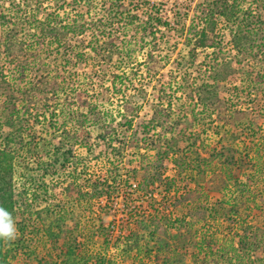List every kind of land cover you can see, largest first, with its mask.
Masks as SVG:
<instances>
[{
    "label": "rangeland",
    "instance_id": "rangeland-1",
    "mask_svg": "<svg viewBox=\"0 0 264 264\" xmlns=\"http://www.w3.org/2000/svg\"><path fill=\"white\" fill-rule=\"evenodd\" d=\"M11 1L0 0V7L6 9L5 15L8 14ZM21 1L26 0H16V3L22 4ZM76 1L78 0H67L68 5H64L63 8H59L54 1L49 3L44 1L42 12L43 14L58 12L60 17L70 19L78 11L84 20H90L100 16L99 10L102 9L105 0H91L86 4L80 1L83 6L75 5ZM128 1L130 0H124V6L131 10V3ZM201 1H168L165 11H169L170 14V30L166 26L157 25L153 32L158 43L153 55L162 68L149 76L146 74L144 62L147 47L154 39L152 36H146L142 40L143 35L137 33L135 29L128 32L122 30L124 33L120 34V41L117 43L123 52L121 55L114 54L108 65L94 56L89 49L83 50L86 55L85 63L74 65L72 57L80 50L78 47L84 45L88 48V41H95L91 34L84 35L81 39L70 38L73 53L42 36L30 37L33 43L44 46L43 68L57 70L66 78L65 83H57L59 87L56 88L55 94L39 98L29 97L31 94L25 98L21 93L23 90L31 91L30 88L36 84L34 83L36 72L29 71L24 78H20L15 65L10 63L4 54L0 55V73L3 74L12 92L8 95L4 86V90L0 88V147H3V136L12 133L3 122L10 113H13V106L20 118L26 120L18 142L16 141L12 172L13 189L17 200L13 216L17 235L12 241L5 240V247L13 264H146L153 256V242L148 232L138 233L141 237L138 250L132 252L126 250L125 243L137 228L129 219V214L140 219L142 214L157 213L167 221L166 226L170 230V238L163 233L160 237L167 243L173 241L175 232L171 229V221L175 217H182L185 209L182 203H177V207H174V202L186 189H193V184L178 180L175 190L168 192L163 182L158 183L148 190L154 199L150 200V196H146L147 194H143L136 187L137 182L142 181V166L150 165L151 173L161 172L163 177L170 178L176 175L171 158L160 161L153 150L147 151L141 146L136 148L123 143L143 139L145 135L154 137L165 134L160 128L152 129L151 123L157 110L168 111L174 117L173 121L186 112L188 118L181 127L186 128L187 133L191 131L196 136V146H203H198V149L204 157L205 152L222 146H231L246 153L249 151L250 155L256 147L264 152V139H254L256 147L251 150L250 142L243 134L248 133L244 118L264 110L262 98L253 92L247 76L251 71L258 75L264 74V55L259 52L256 54L257 51L252 57L237 54L225 24L221 26L219 24L217 28L221 33L219 48H195L196 51L194 50V54L191 55L193 34L190 35L188 29L198 24L199 4L203 3ZM257 12L264 21V10ZM182 13H186L183 33L175 22L179 18L177 16ZM147 15L144 12L140 13L139 22H146ZM39 18L41 19V15ZM23 19L27 20L28 16ZM112 19L118 27L119 17L113 16ZM10 27L0 19V50L3 49L1 43L3 38L22 37L25 32L19 29L16 34H11ZM188 40H191L190 44L187 43ZM254 42L258 44L264 41L259 35L255 36ZM140 43L143 48L137 50L139 49L137 47L141 46ZM123 46L133 49L131 59L127 57V51L123 50ZM24 59L29 60V57L25 56L22 60L25 61ZM224 63L235 71L219 85L226 105L218 113L225 117L232 114L228 111H244L246 115L234 123L228 117H226L228 121L218 119L217 111L211 112L210 115V111L205 110L200 102L205 96L202 94L200 97L201 86L212 73V67L217 69L218 64L225 66ZM102 66L106 71L104 73L100 70ZM218 73L215 71L214 75ZM77 96L81 102L96 105L94 107L97 108L100 119L85 114L88 107L82 105ZM127 100L139 107L131 130L119 125L123 105ZM77 112L85 115V119L83 118L85 134L77 132ZM112 119L116 132L110 137L113 148H108L98 136L105 130V123ZM172 134H176L175 131L167 133L166 136L171 138ZM189 143L190 140L178 141L177 156L189 154ZM68 146L73 147L72 156L66 167L60 168L54 161V153L58 147H61L64 153ZM215 167L221 168L219 165ZM263 178L264 173L262 177L253 178V190L248 196L247 193L241 195L235 189L237 180L246 184L244 175L228 183L227 198L224 201L235 204L240 197L247 201L245 198L247 196L248 208L241 213L230 209L229 220L218 223L210 221L208 237L213 235L219 237V242L211 254L218 252V245L236 241L237 227L241 220L264 231ZM103 179L110 187L111 196L92 198L93 184ZM217 199L218 196H209L208 204L212 206ZM42 209L64 214L67 238L70 247L76 253V260L70 262L64 260L61 242L51 241L41 232L40 220L36 213ZM178 251L186 256L185 264H203L202 258L211 255L207 248L199 252L192 248L184 251L179 247ZM194 257L198 258L196 263L193 261ZM217 262L212 261L210 264H222Z\"/></svg>",
    "mask_w": 264,
    "mask_h": 264
},
{
    "label": "trees",
    "instance_id": "trees-1",
    "mask_svg": "<svg viewBox=\"0 0 264 264\" xmlns=\"http://www.w3.org/2000/svg\"><path fill=\"white\" fill-rule=\"evenodd\" d=\"M44 1H54L59 8L68 5L67 0H26L21 1L22 4L16 3L12 0L9 3L8 14H4V7H0V19L6 24H9L11 34H16L19 29L23 33L22 37L6 36L2 40L3 49L0 50V55L4 54L10 63L16 67L18 77L24 78L25 74L29 71H35L34 86L31 91H21L23 97H38L43 95L55 94L58 88L57 83H65L66 78L60 72L50 67L46 69L43 64L42 55L44 54V46L30 41V37L42 36L54 42L58 47L74 51L73 45L69 43L70 38L81 39L84 35L91 34L95 37V41L89 40L87 47L84 45L79 51L73 54L72 59L74 65H83L85 63L86 55L84 49H89L94 56L99 57L105 64H109L114 57V54L121 55L123 51L119 47L120 34L124 31H131L135 29L138 33L143 35L142 40L146 36H152L156 30L157 25L170 27V14L165 11L168 1L171 0H130L131 7L124 6V0H105L103 7L100 9V16L84 20L83 15L78 11L74 17L68 19L67 17H60L58 12L43 14ZM80 1L85 4L91 0H78L74 4L81 5ZM127 2V4H128ZM199 4L198 24L189 27L188 32L193 34L191 55L194 54L195 48H208L216 49L220 46L221 33L218 32V25L225 24L230 33L231 43L237 54H245L254 56L262 53L264 55V42H254L255 36H261L264 41V21L257 11L264 10V0H202ZM249 3L248 6L245 4ZM1 6V5H0ZM253 6V7H251ZM127 8V9H126ZM179 10V8H177ZM144 12L147 15L146 22H139L140 13ZM174 12V11H173ZM30 13V15H28ZM43 14V16H42ZM185 14L178 15L176 19L177 28L183 33L185 32ZM24 20L23 18H26ZM41 15V19L39 16ZM118 16L120 22L116 27L113 16ZM30 16V17H29ZM139 22V23H138ZM170 30V29H169ZM9 32V34H10ZM147 47L146 59L144 62L146 74L149 76L155 74L161 69L160 62L157 61L153 55L154 49L158 48L157 40H153ZM189 40L187 43H191ZM47 44V43H46ZM79 44V43H77ZM141 44V43H140ZM42 46V47H40ZM127 46V45H126ZM126 50L127 57L131 59L133 49L123 46ZM137 50L143 48L138 46ZM189 51V52H190ZM196 51V50H195ZM73 53V52H72ZM29 57V60L23 61V57ZM264 57V56H263ZM69 60V59H68ZM264 60V59H263ZM67 62V61H66ZM262 62V61H260ZM264 62V61H263ZM218 64L217 69L212 67V73L208 76L207 80L201 86V93L205 94L200 99L201 105L205 110L211 112L217 111L218 119H226L228 117L231 122L241 120L246 113L244 111H228L231 115L221 116L218 113L222 107H225V99L221 96L219 85L221 82L230 77L234 69L228 67L224 63ZM104 73L105 68L102 66L100 69ZM219 72L218 75H214ZM214 72V73H213ZM221 72V73H220ZM253 72V73H252ZM248 80L251 89L262 98V105L264 107V74L258 75L254 71L248 73ZM99 79V76H97ZM0 73V88L10 95L11 88ZM4 86V88H3ZM80 103L87 108L86 113L93 118H99L97 108L89 102L83 101L77 96ZM138 105L127 100L123 105V113L121 115L120 126H126L127 130H131L133 119L138 114ZM170 110V109H169ZM15 113V114H14ZM82 112H77L76 127L77 132L84 133V118ZM84 118V119H83ZM174 118L165 110H157L154 113L152 121V129L160 128L165 134L156 135L151 137L145 135L143 139H133L127 142L128 146L136 148H146L147 151H155L159 156L160 161L171 158L172 164L175 167L176 175L170 178L163 177L161 172L151 173V166H142L143 175L142 181L137 182L136 187L143 193L150 196V200H154L152 195L149 194L151 186H157L161 182L166 185V191H174L176 184L179 181H186V183L193 184V189H186L178 199L174 202V207L177 203L184 204V215L182 217H175L172 222V230L175 232L173 241L167 243L160 235L163 233L170 238L169 229L166 226L167 221L160 217L157 213L142 214L140 219L133 218L129 214V219L135 223L136 229L131 233L127 239L125 246L127 251H136L140 248L139 232L149 233V237L153 242V256L151 261L146 264H185L186 256L178 251L180 247L182 250L197 249L202 251L207 248L211 251L218 243V235L208 237L207 233L211 228L210 221L218 223L228 219L230 209L235 212H244L246 203L248 202L247 196L252 193V181L255 176H263L264 173V152L256 147V141L264 139V110H259L253 113L252 116L244 118L248 133L245 137L249 140L251 150L254 149L250 155L249 151L241 152L231 146L214 147L210 152H205V156L200 153V149L196 146V136L186 128H182L184 120L187 117L186 112L181 116ZM26 122L20 118L19 113L14 110L3 122L12 130V133L4 135L2 139L3 147H0V207L5 208L13 217L16 211L17 200L13 189V162L15 159L16 141L22 133V126ZM113 119L105 123V130L98 136L99 140L108 146L112 147V138L116 128L113 126ZM150 128V127H148ZM147 128V129H148ZM171 138L166 134L174 132ZM85 134V133H84ZM190 140V152L187 156H177L179 153L178 141L186 142ZM142 141V143H141ZM20 142V141H19ZM121 143V141H120ZM141 143V144H140ZM61 146V145H60ZM141 146V147H140ZM200 147H203L202 145ZM72 148L68 146L64 153L62 148L58 147L54 153V161L60 165V168H65L69 163L72 156ZM249 158V159H248ZM130 162V161H129ZM219 165L221 168L215 167ZM48 164L46 165L47 168ZM244 175L246 184L235 181L236 190L245 197L247 201L237 200L235 204L224 201L227 198L228 183L234 178ZM103 181L104 183L100 182ZM95 181L93 184V191L91 192L92 198H107L111 196L109 186L105 184V180ZM264 182V178H263ZM250 184V185H248ZM177 194V193H176ZM218 196L216 202L210 206L208 204L209 196ZM229 207L228 209L226 207ZM38 220H40L41 232L51 241L57 240L61 242V250L63 259L70 262L76 260V253L73 252L67 238L65 216L62 212H54L51 209H42L36 213ZM170 222V221H169ZM166 223V224H165ZM236 241L218 245V252L212 253L209 256L202 258L203 264H210L212 261L228 264H259L264 262V231L253 225H248L244 220H241L240 225L237 227ZM258 255H261L258 257ZM258 261H255L257 260ZM198 258L193 259L196 263ZM217 262V263H218ZM0 264H13L10 261V253L6 250L5 240L0 239ZM48 264V263H46Z\"/></svg>",
    "mask_w": 264,
    "mask_h": 264
},
{
    "label": "clouds",
    "instance_id": "clouds-1",
    "mask_svg": "<svg viewBox=\"0 0 264 264\" xmlns=\"http://www.w3.org/2000/svg\"><path fill=\"white\" fill-rule=\"evenodd\" d=\"M17 228L11 214L0 207V239L12 241L16 238Z\"/></svg>",
    "mask_w": 264,
    "mask_h": 264
}]
</instances>
